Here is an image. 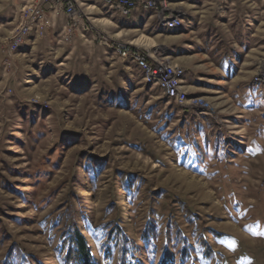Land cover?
I'll use <instances>...</instances> for the list:
<instances>
[{"label": "rangeland", "instance_id": "374dc122", "mask_svg": "<svg viewBox=\"0 0 264 264\" xmlns=\"http://www.w3.org/2000/svg\"><path fill=\"white\" fill-rule=\"evenodd\" d=\"M27 1L18 10L0 0V264H64L71 222L96 264H117L116 229L138 248L131 264H159L165 249L175 264H264V85L253 84L264 73V0H254L255 23L245 15L219 32L226 48L251 49L224 80L200 79L216 86L184 87V106L114 45L167 51L143 34L116 35L109 20L133 11L74 0L67 36L59 12L11 50ZM172 1L158 0L160 16L135 10L157 24L183 18ZM214 61L200 73L228 63Z\"/></svg>", "mask_w": 264, "mask_h": 264}, {"label": "crops", "instance_id": "0c3cea01", "mask_svg": "<svg viewBox=\"0 0 264 264\" xmlns=\"http://www.w3.org/2000/svg\"><path fill=\"white\" fill-rule=\"evenodd\" d=\"M24 1L12 0L11 5L19 10ZM245 4L248 7L247 11H245ZM172 5L183 13L182 22L176 28L162 25L160 21L157 24L153 20V13L144 17L143 10L139 9L134 10L123 24L113 20H109V22L114 26L116 35L122 34L128 38L134 33L140 34V36L143 34L144 37L154 41L156 46H164L167 51L161 54L169 58L171 56L178 61L176 63L185 67L182 76L184 87L191 89L192 92L198 93L203 86H216L211 83L203 84L200 79L205 76L210 79L224 80L226 78L225 71H233L232 66L236 65L233 56L245 54L246 49H251L250 46L238 45L237 41L226 48L219 32H225L226 28L228 30L230 24L246 22V19L242 17L245 15L249 24L255 23L254 0L248 3L245 0H173ZM115 10L120 14H128L119 11L120 9L117 10V8ZM178 44H180L179 47ZM178 49L180 53L177 52ZM216 59H218L217 63L228 61L226 67L221 68L216 65L217 70L220 71L217 75L200 73L202 69H207L210 66L213 69Z\"/></svg>", "mask_w": 264, "mask_h": 264}, {"label": "built area", "instance_id": "2783aa9c", "mask_svg": "<svg viewBox=\"0 0 264 264\" xmlns=\"http://www.w3.org/2000/svg\"><path fill=\"white\" fill-rule=\"evenodd\" d=\"M112 4L121 7L125 13H131L135 10L136 5L147 4L150 6H156L158 8V15L164 14L163 6L160 5L158 0H109ZM74 0H28L20 8V22L17 29L9 43V49L15 50L18 42L24 41L30 31H34L37 35H43L47 28L53 25L54 15L61 12L68 17V21L63 26L65 36L72 31L75 27L73 20V14L75 12ZM162 10V11H160ZM174 13V20L176 18V12ZM119 48V54L123 57H134L141 61L149 71L155 74H160L161 79L164 81V90L172 91V99H179L182 101V96L175 93V86H177L178 70L184 68H172L164 67L160 65V58L157 57V53L150 54L144 50H138L132 46L129 42H123V44H114ZM257 77H264V73L258 72ZM185 104L183 103V106ZM201 107L204 105L200 104Z\"/></svg>", "mask_w": 264, "mask_h": 264}, {"label": "trees", "instance_id": "16d2710c", "mask_svg": "<svg viewBox=\"0 0 264 264\" xmlns=\"http://www.w3.org/2000/svg\"><path fill=\"white\" fill-rule=\"evenodd\" d=\"M114 233V236H116L115 241L118 243L117 264H131V262H128V259L136 257V252H138L134 240L123 233H119L117 229ZM205 246H207L205 249L208 252V244ZM61 248L64 251V264H96L85 236L74 222H71L64 234ZM108 255H111L110 251L106 252V257ZM183 258L184 256H181L180 264L184 263ZM3 264L8 263L5 262ZM159 264H175L172 253L169 250H164Z\"/></svg>", "mask_w": 264, "mask_h": 264}, {"label": "bare ground", "instance_id": "6f19581e", "mask_svg": "<svg viewBox=\"0 0 264 264\" xmlns=\"http://www.w3.org/2000/svg\"><path fill=\"white\" fill-rule=\"evenodd\" d=\"M106 4H108L111 7L117 8L122 10L121 7H118L109 0H104ZM142 7V8H156V6H150L147 4H140L136 5L135 8ZM124 11V10H123ZM162 25H165L169 28H176L179 26L182 22L181 15H176V18L174 20V16L168 15V16H163L161 17L160 20ZM142 40V39H141ZM21 42V41H20ZM18 42V44L20 43ZM17 46V45H16ZM157 57L160 58V65L164 67H172V68H181L178 66L177 63L175 64H168V57L163 56L161 53H157ZM133 60L138 62L140 64L141 70L143 72V79L145 80L146 83L153 84L159 88V90L162 92L163 96L168 98L169 100H173L176 104L178 105H183L185 101L187 100V93L184 89V83H183V69L178 70V77H177V86H175V93H178L180 96H182V101H179V99H172V91L164 90V81L161 79L160 74H155L152 71H149L148 67H146L144 64H142L141 61H138V59L131 57ZM253 83L254 84H264V77H257V74L253 76Z\"/></svg>", "mask_w": 264, "mask_h": 264}]
</instances>
